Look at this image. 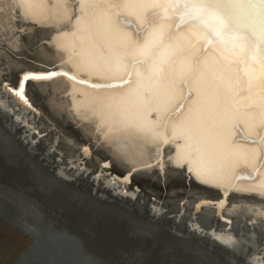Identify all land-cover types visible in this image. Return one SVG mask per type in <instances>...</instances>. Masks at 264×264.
Masks as SVG:
<instances>
[{
	"label": "bare ground",
	"instance_id": "6f19581e",
	"mask_svg": "<svg viewBox=\"0 0 264 264\" xmlns=\"http://www.w3.org/2000/svg\"><path fill=\"white\" fill-rule=\"evenodd\" d=\"M165 9V0H0V159L9 169L0 168V175L33 186L25 191L0 180V197L19 209L21 233L42 239L44 252L35 254L33 245L28 254L47 257L42 264H105L95 243L99 217L111 221L107 229L100 222L111 245L131 225L120 235L129 242L113 248L121 264L143 263L163 235L185 243V250L191 244L217 252L219 264H264V166L256 159L257 138L240 131L264 120V61L251 65L256 78L250 82L243 54L209 47L196 89L166 123L169 92L152 68L166 67L173 40L148 72L136 65L131 83L113 79L127 66L117 59L127 54L116 46L135 37L145 18L156 21L147 44L159 42L163 26L172 24L180 27L175 43L184 36L195 41L189 21L160 20ZM262 14L261 3L235 7L231 26L250 35ZM186 56L177 60L178 71L188 67ZM21 85L18 96L13 88ZM226 115L240 121L233 129L240 142L229 147L214 127ZM190 120L200 135L192 134ZM146 240L148 248L139 249ZM24 254L12 264H31Z\"/></svg>",
	"mask_w": 264,
	"mask_h": 264
},
{
	"label": "snow or ice",
	"instance_id": "6c2138e0",
	"mask_svg": "<svg viewBox=\"0 0 264 264\" xmlns=\"http://www.w3.org/2000/svg\"><path fill=\"white\" fill-rule=\"evenodd\" d=\"M165 2V14L160 16V20L179 19L180 21H189V23L185 24V27L190 34L195 35V41L193 42L188 36H184V43H175V34L180 31V27L179 24H172L163 26L159 42L147 44L152 38L148 28L150 24L156 21L145 18L140 22L135 37H128L125 42L116 46V52L127 54L117 57L119 61H126L127 66L122 76L113 77V79H118L121 84L131 83L136 65H140L143 72H148V66L156 57L157 52L164 48L170 39L173 40V49L162 61L166 67L153 65L152 68L153 75L162 77L169 92V107L171 111L166 114V123L169 117H175L181 113V109L184 108L190 98V93L196 89L197 73L201 67L207 68L202 56L209 47L219 48L229 55L240 56L243 54L246 63L249 65L250 82L256 78L251 75L253 72L251 65L264 61V14L260 17L261 24L259 29L250 35L237 33L233 30L231 15L235 7H244L253 3L264 4V0H165ZM155 15L156 13L154 12L149 13V16L154 17ZM106 20L110 28L115 31L116 27L111 16H106ZM119 31L122 35H127L124 33L123 25L120 26ZM142 44H147V50L137 54V50ZM197 44L202 46L196 47ZM94 50L99 52L98 49ZM113 54L112 46L109 45V55ZM186 54L188 67L184 68L182 66L178 71L177 60ZM262 77H264V74H262ZM189 81L192 82V87H189ZM208 87H212L211 81H208ZM17 95L23 96L22 85L17 90ZM189 122L192 134L200 135L202 129L197 126V123L194 120ZM239 125V120L234 116L227 115L218 124L214 125L217 134L221 136L223 147H229L234 143L240 142L233 139L235 136L233 129L239 128ZM240 131L246 138L253 136L257 138L256 159L259 166H264V120H258L246 130L241 129Z\"/></svg>",
	"mask_w": 264,
	"mask_h": 264
},
{
	"label": "rangeland",
	"instance_id": "374dc122",
	"mask_svg": "<svg viewBox=\"0 0 264 264\" xmlns=\"http://www.w3.org/2000/svg\"><path fill=\"white\" fill-rule=\"evenodd\" d=\"M5 166H6L5 162H3L0 159V168L7 169L8 167H5ZM0 180H6V181L11 182V181L18 180V178L17 177L14 178V176H12L11 174H6L2 176L0 175ZM73 215L74 214H72L70 211H64V217L72 218ZM83 218L85 219V214ZM98 220H99L98 223L95 224V227H94L95 232H96L95 243L99 247L98 249H101V253H98L97 256L99 257L102 256L101 259L104 257L103 260L107 262V263L105 262V264H121L119 263L120 259L117 257V255L115 256V252L113 251V248L116 247V244L118 246H121V244L122 246H124V244L128 241V239L125 238L126 235H123V236H120V235L121 233H123L122 231L123 229L127 230L131 227V225L127 224L123 227L122 230L120 229L119 230L120 233L118 234L119 238L115 237L113 240L111 239L113 241V244H115V245H111L110 243H108L109 242L108 239H110V237L107 239L105 238L106 230L103 231L101 228L103 227L101 223L104 222L103 224L105 226L103 228L106 227L107 229L108 224L111 221H108V217L107 218L99 217ZM82 223L85 225V221H83ZM3 224L4 222L0 221V264H12L15 261V259L19 256V254L27 247L29 238L28 236L22 234L21 232L13 231L11 228L6 227ZM141 226L143 227V229L147 228V226H145L144 224H142ZM113 228H114V225H113ZM99 233H102V236H99ZM158 237L159 236H157L158 243L155 244L154 246L150 245L149 248L145 246H148L151 241L146 240V241H143V243L139 241L140 243H139L138 248L141 250H146V248H148V252H149L148 258L144 259L143 263H140V264H148L149 261H154L155 264H158V263L159 264H169V263H172L173 260L176 263H182V264H187V263L193 264L196 262L198 264H205V262L206 263L211 262L212 264H214L213 262H217L219 264V254L217 252H208L203 247H198V246L194 248V246H192L191 244H187L186 245L187 249L185 250L184 249L185 243H178L176 240L165 237V235H163V237H160V239ZM163 238L165 241L163 240ZM159 241H162V243ZM121 249L123 250V247L119 248V251L123 252L124 250L122 251ZM124 255L128 256L130 254L125 252Z\"/></svg>",
	"mask_w": 264,
	"mask_h": 264
},
{
	"label": "water",
	"instance_id": "95a60500",
	"mask_svg": "<svg viewBox=\"0 0 264 264\" xmlns=\"http://www.w3.org/2000/svg\"><path fill=\"white\" fill-rule=\"evenodd\" d=\"M28 74H33V75H36V72H27ZM30 78L29 77H27L26 78V80H29ZM25 80V81H26ZM19 87L17 86L16 88H13L14 90H17ZM9 89H11V87L9 88ZM95 174H97V172L95 173ZM5 184L6 185H4V186H6V187H17V188H21V187H24V189L23 190H25V191H29V190H31V188L33 187V186H31L30 184H29V182H23V183H21V185H19L20 184V182L18 181V180H16V181H11V182H9V181H5ZM4 186H2V187H4ZM0 203L1 204H3V206H4V213L3 212H0L1 213V215L3 216V219L1 220L0 219V221H3L4 222V226H6V227H9V228H11L13 231H17V232H22L21 231V228L19 227L20 226V224H19V221L17 220V215H18V213L20 212L19 211V209L13 204L14 202H12V201H10V199H7V198H5V197H3V196H1L0 197ZM1 211V210H0ZM31 220V219H30ZM2 223V222H1ZM43 231V230H42ZM45 234V233H44ZM41 235H43V234H41ZM29 238V237H28ZM37 241L38 242H35V240L34 239H29V241H28V243L30 244V246L28 245L27 247H26V251H25V249L21 252V253H25L24 255H23V257H22V259H24V260H28V262H30L31 264H42L43 262H45L46 261V259L45 258H47V257H45V256H43V255H39V256H37V257H35V258H33V257H29V255L28 254H30L31 253V256H33V254H32V251H33V245H36V248H38V251H36V252H34L35 254H38V253H43L44 252V250L43 249H45V247H44V244H43V241H42V239L40 238V237H38V239H37ZM30 249V250H29ZM29 250V251H28ZM50 259V258H49ZM47 260H48V258H47Z\"/></svg>",
	"mask_w": 264,
	"mask_h": 264
}]
</instances>
